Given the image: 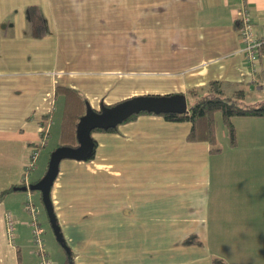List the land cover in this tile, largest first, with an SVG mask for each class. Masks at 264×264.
Returning <instances> with one entry per match:
<instances>
[{
    "label": "crops",
    "instance_id": "0c3cea01",
    "mask_svg": "<svg viewBox=\"0 0 264 264\" xmlns=\"http://www.w3.org/2000/svg\"><path fill=\"white\" fill-rule=\"evenodd\" d=\"M245 11L255 31L264 29V0L114 2L98 13L121 18L103 26L102 39L86 42L98 48L105 43L97 71L88 64L93 60L88 48L70 53L78 40L57 29L70 12L52 11L48 0H0V264L36 262L25 210L28 191L21 200L24 192L10 188L42 178L35 179L40 167L28 168L32 149L42 142L43 150L50 142L55 88L77 90L96 111L131 93L117 90L107 97L103 78L115 74L154 80L147 86L160 96L186 97L188 90L211 81L241 84L249 94L255 90L261 96L256 104L262 103L264 56L251 64L244 54L239 30ZM66 64L77 65L72 73L82 76L71 75ZM233 125L236 145L230 149L243 144L259 151L264 118H236ZM189 130L188 122L138 116L115 132H92L96 146L89 161H62L50 199L64 244L55 240L61 251L48 254L52 264H212L214 257L224 264H249L252 256H258L254 264H264V185H230L228 192L242 199V216L231 211L220 219L213 205L217 177L246 173L225 166L224 149L211 153L206 142H188ZM7 214L17 222L13 240ZM39 215L42 226V211ZM189 237L200 244L184 245ZM230 244L237 248L234 260Z\"/></svg>",
    "mask_w": 264,
    "mask_h": 264
},
{
    "label": "rangeland",
    "instance_id": "374dc122",
    "mask_svg": "<svg viewBox=\"0 0 264 264\" xmlns=\"http://www.w3.org/2000/svg\"><path fill=\"white\" fill-rule=\"evenodd\" d=\"M117 1L120 0H48L52 11L57 10L59 12H64V11L70 12V14H63L61 16V18H63L64 21L58 23L57 26V29L59 31H61V28H63L62 31H65L66 34L70 31V33H72L74 38L79 42L78 44L68 48L70 53L81 54V52L86 50L87 41L103 38V33H102L103 26L107 22H112V20L120 19L121 15H100L98 13V10L102 7L109 6ZM86 9L90 11L88 13L86 12L84 13L83 11ZM68 41H69V37H68ZM100 47L101 48H98L97 45L87 47L88 51H90V54L93 57V60L88 64L91 65L92 69H95L97 71H99L97 59L99 55H104V50L106 47L105 43L100 42ZM84 64L86 65L87 63H83L82 65ZM65 68L66 71H69L71 75L78 74V73H72V72H76L77 65L72 64V66H70V64H66ZM118 75L115 74L111 77L109 76L103 78L106 80L107 84H109V91L107 92L108 98L111 97L117 90H125V89L131 90V93L128 94L126 98H123V100L131 99L139 96H160L159 94L150 92L151 89L148 88L147 86L148 81L153 82L154 80H146L145 78H128V77L121 78ZM78 76H82V75L78 74ZM259 97L261 96L257 94L255 90L251 91L250 94L248 93L243 103L244 105H254L258 103ZM61 108H62L61 101H57L56 111H54L52 117L50 142L45 149L39 151V157L35 161V165L37 167H40L39 173L35 179L41 178L45 174L47 164L49 161V156L52 150H54V148L56 147V145L60 144V139H59L60 131H61L60 123L62 118ZM216 119H217L216 147L224 149L223 159H226L225 166L226 167L228 166V168H240L246 173V175L243 176V175H237V173L234 174L228 173L227 171L225 173L219 174V176L217 177V181L213 187V205L217 207L218 217L220 219L225 220V218L228 217L231 211L235 212L238 217L242 216V207H241L242 199L241 197H238L235 192L233 193L228 192L227 189L230 185L238 186L245 182L249 184L255 183V184L264 185V141L260 142L259 144L260 148H258L259 151L256 152H252V146L249 147L247 146L246 148V146H244L243 144H240L241 147L238 151H233V149H230L227 140V134L220 125L218 114L216 115ZM24 194H26V192L19 195V198L21 200L23 199ZM31 194H35V196L39 198V192H31ZM25 196L27 198V194ZM238 201H239V206H237L236 203ZM37 203L41 207L39 208L40 212L42 211L41 222L45 230L44 238L46 242V246H45L46 251L49 255L56 257V255L61 251L60 247L54 239L53 232L51 231L47 223L45 213L43 212L44 211L43 207L39 202V200H37ZM218 231L219 229L218 230L213 229V233L215 234ZM227 236L228 235L226 233H221L219 235V237H227ZM213 244L216 246L215 242H213ZM230 245L231 246L229 247L228 250H234V249L235 250L234 252H232V254H230L229 257L232 258V256H234L235 254L237 257L238 255L236 252L237 248L233 244ZM254 247L255 246H250L249 248L253 250ZM235 258L232 259L234 260ZM257 261H258V256H252V260L249 264H254ZM225 264H230V263L226 262Z\"/></svg>",
    "mask_w": 264,
    "mask_h": 264
},
{
    "label": "trees",
    "instance_id": "16d2710c",
    "mask_svg": "<svg viewBox=\"0 0 264 264\" xmlns=\"http://www.w3.org/2000/svg\"><path fill=\"white\" fill-rule=\"evenodd\" d=\"M236 28L238 27L236 26ZM261 54L264 56V43L261 46ZM248 93L246 87H243L241 84L211 81L201 88L190 89L186 92V98L188 101V112L186 114H165L159 116L168 122H188L190 124V130L187 134L186 140L192 143L206 142L211 148V153H218L220 152V149L216 147L217 114L219 115L220 125L227 134L230 146L236 145V131L232 122L233 119L264 118V102L254 105H244L243 102ZM54 99L55 102L61 101L62 105V118L60 123L61 131L59 137L60 144L56 145L55 148L76 147V126L79 119L85 113L87 101L77 90L65 86H57L55 88ZM191 100L193 103H191ZM143 115L153 114L140 113L138 115H133L124 123L131 122L138 116ZM115 131L116 129H111L106 132L112 133ZM93 132L102 133L104 131L95 130ZM94 144L96 146L95 142ZM37 181L38 180L29 182L28 185L36 183ZM23 186L24 185H20L18 187ZM13 189V187L10 188V190ZM39 202L41 203L40 194ZM63 244L64 243L62 242V246ZM183 244L186 246L199 245L200 241L195 237H189L183 241ZM212 264H224V262L221 259L214 257L212 258Z\"/></svg>",
    "mask_w": 264,
    "mask_h": 264
},
{
    "label": "water",
    "instance_id": "95a60500",
    "mask_svg": "<svg viewBox=\"0 0 264 264\" xmlns=\"http://www.w3.org/2000/svg\"><path fill=\"white\" fill-rule=\"evenodd\" d=\"M188 112L186 97L182 94L162 96H139L123 100L112 106L100 105L98 111L93 110L86 104L84 115L79 119L76 126V147H57L50 156L45 174L36 183L28 187H15L14 191L39 192L41 203L44 208L48 224L53 232L55 240L62 244V235L57 224L54 209L50 199V191L57 178L59 165L64 160L86 162L94 152V141L91 134L95 130L108 131L116 129L127 121L131 116L140 113L153 114L156 116L165 114L183 115Z\"/></svg>",
    "mask_w": 264,
    "mask_h": 264
},
{
    "label": "built area",
    "instance_id": "2783aa9c",
    "mask_svg": "<svg viewBox=\"0 0 264 264\" xmlns=\"http://www.w3.org/2000/svg\"><path fill=\"white\" fill-rule=\"evenodd\" d=\"M250 16L247 11L242 13L241 16V28L239 30V34L242 40V43L245 45L243 51L247 58V61L251 64H258L260 59L263 57L261 54V46L264 43V29L260 31H255L254 27L250 23ZM51 122L48 121L47 124L41 130V134H43L44 138L47 137L49 132V127ZM43 144H44V140ZM42 146L39 144L38 146L32 149L30 158V165L28 169L36 168L35 161L38 158L39 147ZM28 187V186H26ZM31 192H27V198L25 201V210L27 215L29 216V229H30V245L31 252L30 254L36 259L35 264H52V261L49 258V255L45 249V244L43 240L44 230L39 221V212L40 209L33 202L31 197ZM17 222L14 217L10 214L6 215V230L10 240L14 239V229Z\"/></svg>",
    "mask_w": 264,
    "mask_h": 264
}]
</instances>
